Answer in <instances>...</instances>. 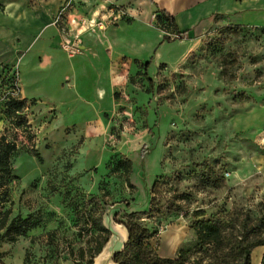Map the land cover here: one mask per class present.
<instances>
[{"label": "rangeland", "instance_id": "obj_1", "mask_svg": "<svg viewBox=\"0 0 264 264\" xmlns=\"http://www.w3.org/2000/svg\"><path fill=\"white\" fill-rule=\"evenodd\" d=\"M178 51L174 45L170 56ZM141 64L122 72L125 87L114 91L117 107L105 121L61 130L58 109L43 108L37 99L19 114L24 126L2 115L6 91L19 80L5 66L0 135L5 132L17 150L4 207L10 219L36 214L41 223L14 243L0 237V264H88L95 246L92 210L110 232L107 257L126 242L119 223L127 205L145 213L138 223L154 232L150 245L162 259L183 250L187 264H217L227 252L199 246L191 228L198 211L220 224L227 239L237 235L244 216L261 220L264 238V177L254 164L264 155V29L215 20L180 59L152 63L149 70ZM14 94L21 96L19 89ZM94 150L101 161L85 169Z\"/></svg>", "mask_w": 264, "mask_h": 264}, {"label": "crops", "instance_id": "obj_2", "mask_svg": "<svg viewBox=\"0 0 264 264\" xmlns=\"http://www.w3.org/2000/svg\"><path fill=\"white\" fill-rule=\"evenodd\" d=\"M65 1L0 0V75L8 72L6 65L12 74L17 71L21 98L58 109L60 130L69 123L85 127L105 121L104 115L117 107L114 91L125 87V68L141 62L149 63V70L152 63L180 59L215 20L264 29V0H72V12L83 18L112 4L125 8L128 16L103 31L77 35L81 51L69 57L53 25ZM159 11L174 18L177 32L186 40L163 41L164 31L155 24ZM75 36L71 28L66 37L71 41ZM177 44L179 51L172 57L170 49ZM100 161L99 151H90L83 166L95 167ZM254 164L264 177V155L256 157ZM260 248L253 250L252 264H260L264 252Z\"/></svg>", "mask_w": 264, "mask_h": 264}, {"label": "trees", "instance_id": "obj_3", "mask_svg": "<svg viewBox=\"0 0 264 264\" xmlns=\"http://www.w3.org/2000/svg\"><path fill=\"white\" fill-rule=\"evenodd\" d=\"M157 23L167 34L176 33L177 28L174 18L163 11L157 12ZM178 33V32H177ZM163 41H172L168 36L163 35ZM146 70L149 63L141 64ZM13 74L12 77H14ZM13 82V81H12ZM11 82L9 92L5 95V102L1 113L6 118L13 120L16 127L24 126L26 121L19 114L25 108L27 100L21 98L19 94H14L18 86ZM17 150L16 143L9 141L5 132L0 135V237L8 242L14 243L19 237L26 236L31 230L37 228L41 220L36 214H28L25 217L15 216L10 219L11 211L4 205L8 202L9 185L15 179L12 170L11 158ZM122 167L126 175L130 172L131 164L129 160L122 161ZM158 181L151 189V194H156ZM126 220L119 223L123 225L127 232L126 242L120 251L114 253L112 260L115 264H187L188 252L180 250L176 259H162L158 257L155 250L150 245V240L154 237V232L138 223L145 213L129 211L130 206H124ZM196 221L192 224L197 241L200 247H216L217 251L223 253L219 256L217 264H252V252L257 247H264V238L261 235V220L252 223L249 216H244L239 224V230L234 238L227 239L223 227L211 219H205L203 212H195ZM91 229L94 235L91 236L95 246L89 249L90 260L88 264H93L94 259L102 252L109 241L110 232L102 222V218L96 215V210L88 213ZM227 246V248L224 247ZM200 252L204 251L199 248ZM81 257L84 250H79ZM72 254V252H70ZM260 264H264V252Z\"/></svg>", "mask_w": 264, "mask_h": 264}, {"label": "built area", "instance_id": "obj_4", "mask_svg": "<svg viewBox=\"0 0 264 264\" xmlns=\"http://www.w3.org/2000/svg\"><path fill=\"white\" fill-rule=\"evenodd\" d=\"M72 10V0H66L60 6L53 20V25L58 28L59 33L62 36L60 47L69 57H72L81 51V38L77 35L86 31L91 33H94L95 31H103L106 27L116 25L120 20L128 16V12L125 8L113 4L108 7H103L101 11L97 12L90 18L80 17L74 14ZM71 28L74 30L76 36L70 41L66 36ZM164 35L168 36L172 41L182 40L185 37L179 32L167 34L164 31Z\"/></svg>", "mask_w": 264, "mask_h": 264}, {"label": "water", "instance_id": "obj_5", "mask_svg": "<svg viewBox=\"0 0 264 264\" xmlns=\"http://www.w3.org/2000/svg\"><path fill=\"white\" fill-rule=\"evenodd\" d=\"M111 251H110L109 256L106 257V256H104L105 251L103 249L102 252L96 257L93 264H105L104 262H107V264H110V261L112 260L114 253H116L118 250L112 251V252ZM111 264H115V263L112 262Z\"/></svg>", "mask_w": 264, "mask_h": 264}]
</instances>
